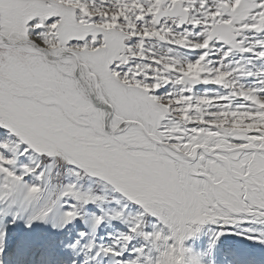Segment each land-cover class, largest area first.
I'll use <instances>...</instances> for the list:
<instances>
[{
	"label": "snow or ice",
	"instance_id": "snow-or-ice-1",
	"mask_svg": "<svg viewBox=\"0 0 264 264\" xmlns=\"http://www.w3.org/2000/svg\"><path fill=\"white\" fill-rule=\"evenodd\" d=\"M0 264H264V0H0Z\"/></svg>",
	"mask_w": 264,
	"mask_h": 264
}]
</instances>
